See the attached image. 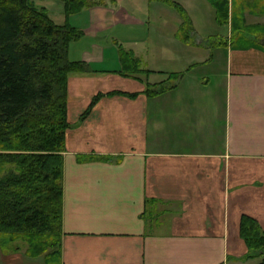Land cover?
<instances>
[{
    "label": "crops",
    "instance_id": "0c3cea01",
    "mask_svg": "<svg viewBox=\"0 0 264 264\" xmlns=\"http://www.w3.org/2000/svg\"><path fill=\"white\" fill-rule=\"evenodd\" d=\"M32 1L83 31L68 56L90 67L68 75L61 264H259L240 225L264 230L260 29L233 37V0L224 23L213 0ZM26 250L0 234V264H47Z\"/></svg>",
    "mask_w": 264,
    "mask_h": 264
},
{
    "label": "trees",
    "instance_id": "16d2710c",
    "mask_svg": "<svg viewBox=\"0 0 264 264\" xmlns=\"http://www.w3.org/2000/svg\"><path fill=\"white\" fill-rule=\"evenodd\" d=\"M63 1L67 16L99 2ZM213 4L219 22H227L226 7ZM184 19L188 30L190 20ZM82 35L69 23L56 24L32 0H0V234L25 241L27 254L44 255L47 264H61L68 75L90 70L86 62L70 60L68 51ZM165 89L148 85L145 92ZM240 236L247 256H261L264 264V230L257 220L243 215Z\"/></svg>",
    "mask_w": 264,
    "mask_h": 264
},
{
    "label": "rangeland",
    "instance_id": "374dc122",
    "mask_svg": "<svg viewBox=\"0 0 264 264\" xmlns=\"http://www.w3.org/2000/svg\"><path fill=\"white\" fill-rule=\"evenodd\" d=\"M216 1L220 6L226 7V11L228 10L227 17H230L229 16L230 0H226V1L216 0ZM237 1H239V3H236ZM233 10L234 12H233L232 20L235 27L233 37L237 38L242 35L246 36L247 32H251L252 34L254 32L257 33L258 32L257 30L260 29V32L257 35L255 36L253 35V36L256 37L257 44L264 43V22H262L261 24L259 23L257 24L259 28L255 26L256 23L254 24V21L257 20L256 18L257 16L264 17V0H233ZM227 20H229V18ZM184 32L186 36V29L184 30ZM238 41H239L238 39L235 41V45L237 44L240 46L243 45L248 46L246 42L243 41L244 43H238ZM259 47L263 48L264 50L263 46L260 45ZM160 79H161L160 76L155 78V80H160ZM258 262L259 259L254 258L249 260L247 264H258Z\"/></svg>",
    "mask_w": 264,
    "mask_h": 264
}]
</instances>
